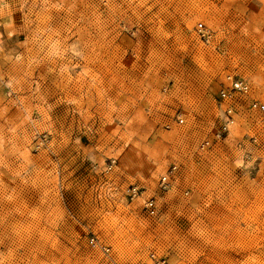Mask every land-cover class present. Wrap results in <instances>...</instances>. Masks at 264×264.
<instances>
[{"label": "rangeland", "instance_id": "1", "mask_svg": "<svg viewBox=\"0 0 264 264\" xmlns=\"http://www.w3.org/2000/svg\"><path fill=\"white\" fill-rule=\"evenodd\" d=\"M229 72L251 92L217 136ZM250 98L264 0H0V264H264Z\"/></svg>", "mask_w": 264, "mask_h": 264}, {"label": "built area", "instance_id": "2", "mask_svg": "<svg viewBox=\"0 0 264 264\" xmlns=\"http://www.w3.org/2000/svg\"><path fill=\"white\" fill-rule=\"evenodd\" d=\"M197 34L204 43H209L211 38V32L202 23L199 22L196 25ZM251 92V83L245 78L236 76L233 73H227L223 79V87L218 92L219 108L222 114V122L220 124L219 132L217 136H221L223 133H227L230 128L236 122L237 108L236 102L241 97H245ZM247 107L250 111L264 112V102L261 100L250 98L247 102ZM179 123L183 121L182 118L177 117ZM209 144L208 140L202 143V147ZM175 165L170 166L159 178V187L165 189L170 184V178L175 170ZM132 194L136 195V187L132 188ZM144 207L149 214H154L156 211V204L153 198H148L144 202ZM90 242L94 243V238H90Z\"/></svg>", "mask_w": 264, "mask_h": 264}]
</instances>
